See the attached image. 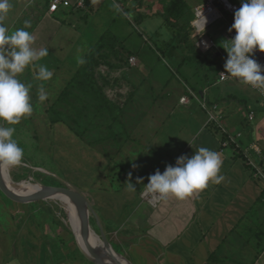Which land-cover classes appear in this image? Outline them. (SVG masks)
I'll return each instance as SVG.
<instances>
[{"label": "crops", "instance_id": "0c3cea01", "mask_svg": "<svg viewBox=\"0 0 264 264\" xmlns=\"http://www.w3.org/2000/svg\"><path fill=\"white\" fill-rule=\"evenodd\" d=\"M34 1L10 0L12 7L3 23L9 33L19 28L29 31L35 37L33 47L36 50L47 48L50 56L57 54L58 82L60 72L64 68H72L75 72L81 64L79 59L84 61V55L100 40L111 51L110 54L119 56L121 51L125 50L126 54L135 59L133 67L137 66L135 70L142 76L138 80L141 85L137 90L145 91L144 94L136 96L137 92H133L127 99L134 100L125 115L126 131L129 135L136 131L141 120H145L148 114L163 113L161 122L154 132L147 136V143L142 146V149L147 151L135 156L133 164L118 176L111 173V168L99 155L97 157L101 159L100 162L91 164L89 158L84 161L86 175H83V178L89 184L85 186V192L89 194H80L93 210V215L89 216L91 227L92 217L95 224L93 229L102 232L109 242H113L109 240V233L119 234V253L133 264H264V183L253 178L243 159L244 150L252 144L258 145L264 154V109L259 110L255 104L257 100L252 98L246 85L247 88L232 80L222 83L218 81L219 73L225 69L227 53L217 45L216 39L204 33L205 37L215 43L213 48L205 49L197 45V35L193 46L188 41L193 36L192 31L186 29L188 37L185 43L183 42L186 44L184 47L181 39L170 41L171 37L177 36V30L171 26L167 27L168 21L164 19L162 26L164 25V29L169 31L171 36L169 41H162L158 48H155L159 53L168 54L175 66L184 69V72L191 76L192 84L184 82L177 74V82L163 80L157 84L156 81L152 82V73L146 68L149 54L142 52V48L137 53L132 43L121 39V33L115 32L117 26L108 24L106 27L97 28L90 23V14L98 7L102 8L104 0H60L67 1L69 6L59 4L55 12L48 10L53 0H40L36 4ZM123 1L125 12L136 16L142 23L149 13L141 10L135 0ZM200 2L202 0L195 2L194 6ZM222 15L220 14L217 20L222 18ZM110 18L112 19L107 21L113 25L115 18ZM25 21L29 22V27L25 26ZM95 28L97 32H93ZM230 28L224 27L222 40H230L236 35L232 31V37L226 36V30ZM54 51L57 53H53ZM175 51L180 52L179 57ZM198 51H201L203 56L206 55L203 52L210 53V56L206 55L204 59L207 63L215 64V75L214 72L212 74L213 70L206 73L207 76H201L196 71L197 59H193L189 53L195 57ZM169 69L174 73L175 68L169 66ZM63 75L65 78L62 80V87L57 88V98L63 86L70 80L66 74ZM35 83L38 81L35 80ZM161 89L166 92L153 93ZM184 96L187 97V103L183 105L180 100ZM142 100L147 102L145 110L141 109ZM248 104L250 108H247ZM202 105L205 106L204 109ZM213 106H217L221 114L222 127L232 136L241 135L237 141L241 148L238 151L234 145L222 148V134L207 129L206 121ZM198 108H201L200 112ZM243 111H247V114ZM250 116L252 119H249ZM129 117L133 124H130L132 122ZM43 121L48 125V129H44L45 132L53 130V125H56L51 124L48 118L50 125ZM57 126L66 128L67 135L64 133L65 135L60 136L65 145H68V140H74L87 147L85 141L79 139L64 123H57ZM187 130H190V133L183 145L182 131ZM150 132V129L145 130L143 134ZM166 147L171 149L167 151ZM200 147H207L219 153L223 162L219 174L224 176L220 184L209 183L205 190L184 200L172 197L161 200L146 192L144 186L149 183V176L157 170L163 173L166 166L175 167L180 157L191 158ZM162 148L165 151L158 159L153 160L157 149ZM248 154L254 160L257 157L251 151ZM138 179H142L143 183L138 184ZM129 182L134 185L136 191L128 187ZM7 218L5 215L3 219ZM9 219L13 222L11 216ZM11 224L13 226V223ZM18 225L17 222L16 227ZM4 226L0 229V264H31L30 258L27 257L31 256L30 250L36 245L28 237L21 236L20 243L25 247L22 251L17 250L13 231L8 230L7 224ZM44 245L45 242L38 246L39 249H44ZM55 245L56 242L52 246ZM57 248V255L64 253L62 246ZM67 259L69 260V257L66 261ZM61 262L58 261L57 264ZM86 262L92 264L87 260ZM67 263L72 264L70 261ZM37 264H44V260L42 263L38 260Z\"/></svg>", "mask_w": 264, "mask_h": 264}, {"label": "rangeland", "instance_id": "374dc122", "mask_svg": "<svg viewBox=\"0 0 264 264\" xmlns=\"http://www.w3.org/2000/svg\"><path fill=\"white\" fill-rule=\"evenodd\" d=\"M39 1L40 0H35L33 3L36 4ZM135 1H137L141 10L149 13L144 17L145 19L142 23L136 16L125 12V4L123 0H104L102 6L103 9L98 7V9L90 14V23L94 24L97 28L106 27L108 24L110 26H117L118 28L115 32L116 34L121 33V39L132 43L137 53H139V50L142 48V52L149 54L150 56L146 63V68H149L150 73H152V82L156 81L157 84L163 80L168 82L171 81V83L177 82V76L175 75L177 74L180 76V79L190 84L192 79L191 76H188L184 72V69H180L178 66H175L168 54L159 53L156 48H158L162 41H169L168 38L171 36L169 31L165 30L166 28L164 25L162 26L163 20L165 19L164 17L167 15L165 13L167 7H171L169 10L170 16L167 15V27L171 26L173 29L177 30L174 24L175 22H178L184 28L186 27V29H190L193 36L188 39V41L193 45L194 38L199 35V31H196L195 28L196 22L193 15V6L195 2H198L199 0H182L185 5L182 6L180 12L176 11V5L179 4L177 0H172V3L170 0ZM234 1L240 8L241 0ZM117 3L122 7H120ZM40 12L42 13V9ZM111 16L115 18V23L113 25L107 21L108 19H112L110 18ZM233 23L234 14L227 15L223 13L222 18L218 20L216 18L214 22H211L208 25H201L200 29L202 30H199L203 31L202 33L213 36L219 46L223 39L224 27H231ZM97 31L98 30L96 28L93 29V32ZM155 31L157 33H155ZM176 33L177 36L171 37L170 41H175L176 39H179L180 36L188 37L187 30H184L183 33ZM117 39L119 41V38ZM138 45L139 47H137ZM220 48L222 49V47ZM55 52L56 51L53 53ZM121 53L122 54L119 56L111 53L105 59L106 61H99L98 65L101 66H97L95 62L97 57L94 56V71L93 74H91L94 83L92 84H95L99 93L94 94L96 100L94 104L91 102L93 94H87V106L91 103L92 108L94 107L99 109L101 107H106V104L103 101H98L102 96V92L105 96V98L103 97V100H108L114 107L120 106L121 110H123L120 114V118L123 122H126L127 117L125 115L127 113V108H129L131 103L134 102L133 99L131 101L127 100L128 95L133 92H137L136 96L140 94L143 95L145 91H141L140 89L137 90V87L141 85L138 80L142 77L141 75L139 76L135 70L137 66L133 67V65L129 64L128 60L130 56L126 54L125 50L121 51ZM203 53L207 55H205L206 57L210 56V53ZM175 54L178 55V57L180 56L179 51H175ZM195 54L197 55L195 57L192 53H189V56L195 60L197 59L195 63L198 68L196 71L199 72L201 76H207L208 72L211 70H213V74L215 64L212 65L211 62L207 63L204 59L205 56L202 55L201 51H198V53ZM86 55L87 54H85L84 57H86ZM202 61H204V63ZM81 64L78 65L77 69L81 67ZM41 65L47 66V68L53 73L52 78L46 83L45 81L36 79ZM169 66L171 68H175L174 73L172 72L173 70L169 69ZM63 73L66 74L67 77H70L72 73H74V70L72 68H64L60 72V81L58 82L57 54L53 56L48 54L39 61H34L33 64L29 65L22 74L18 75L17 78L22 83L26 86L31 85L30 97L33 105V112L31 116L22 118L18 125L12 126L15 128L13 138L16 140L18 146L24 150V157L23 163L20 166L14 167L8 171L7 177L10 180H26L28 182L30 181L29 183L58 188L66 187L68 185L85 196L86 194H89L85 192V186H88L89 184L87 183L88 181H85L83 178V175H86L84 171V161L89 158L91 160V164L93 162H100L101 159L97 157L99 155L111 168V173L113 172L118 176L119 173L125 171L133 164L135 156L137 157L140 152L143 153L144 151H147L143 150L142 148L144 147L142 146L147 143V136L151 135L156 126H158L161 122L163 113L155 115L148 114L145 120H141L136 128V131L130 133L131 136L126 135V137H124L120 134L117 136L116 140L109 136L107 139L105 138L104 141L102 140V142L95 143L89 138L91 136L90 134L93 133L83 132L82 136L87 144V147L84 146V144L74 142V140H68V145H65L64 139L60 136L65 134L67 135L66 128L64 126H57L56 124L53 125V130L51 129V131L45 132L44 129H48V125H46L43 121L45 120L50 125L49 121H47L45 112L49 115H53L50 111L52 109H57V88L59 86L62 87V80L65 78ZM35 80H37L38 83H35ZM181 83L182 82H180V85ZM41 86L44 87L48 94V99L43 103L38 100V90ZM243 86L246 87L244 84ZM247 89L250 92V95H252V98L257 100L255 104L259 107V110L264 109V102L261 100L260 95L251 91L249 88ZM156 92L163 94L166 90L161 89L153 91V93ZM254 100H252V102ZM140 103L142 107L141 109L143 110L144 108L145 110L147 102L142 100ZM247 108H250V104L247 105ZM197 110L200 112L201 109L199 110L198 108ZM210 112L215 114L212 109ZM243 112L244 114H247V111ZM258 112L259 111H256V113ZM210 117L211 116H208V120L206 121L207 129L213 132H221V128H219L218 125L209 121ZM221 126L223 125L221 124ZM149 129L151 131L149 134H143L145 133V130ZM190 130L182 131L183 145L189 136ZM57 138L59 140L58 143ZM133 142L135 144H133ZM170 149L171 148L166 147L167 151ZM164 151V148L157 149V152L153 156V160L158 159ZM89 171L90 168L88 169V172ZM2 195L3 194H0V229L5 227L4 224H7L8 230L13 231V236H15L16 241L15 248L22 251L25 247L20 243L21 241L19 238L21 236L28 237L29 240L37 247L45 242L44 249H39V247L36 248L35 246L30 250L31 256L27 257V259L30 258L31 264H37L38 260H40L41 263L42 260H44V264H57L58 261H62L59 264H68L67 261H70L72 264H77L79 262L88 264L79 250L74 234L71 232L66 223L67 219H65L63 215V209L61 208L60 203L50 199L20 203L11 201ZM90 203H92V201H90ZM5 215L8 217L7 219H3ZM10 216L13 218V222L9 219ZM92 220L93 218L91 217V224L95 227ZM17 222L19 224L18 227H16ZM11 223H13V226ZM98 227L100 228V226ZM93 230L101 238L97 229L94 228ZM118 235L119 234L116 232L109 233V240L113 242H108L111 248L120 254L119 252L121 250L119 249L117 243L121 245V241ZM54 242H56L57 247L62 246L63 249L61 250H63L64 253L57 255L58 248L56 245L55 247L52 246ZM68 257L69 260L67 259L66 261V258Z\"/></svg>", "mask_w": 264, "mask_h": 264}, {"label": "clouds", "instance_id": "9594fccd", "mask_svg": "<svg viewBox=\"0 0 264 264\" xmlns=\"http://www.w3.org/2000/svg\"><path fill=\"white\" fill-rule=\"evenodd\" d=\"M11 7L10 0H0V174L23 163L24 150L13 138L15 128L12 126L33 112L31 85L26 86L17 77L34 61L49 54L47 48L36 50L33 47L35 37L24 28L9 33L3 22ZM25 26H30L28 21ZM232 31L236 35L230 40H222L219 45L227 53L224 65L227 75L221 73V78H237L240 83L264 90V66L253 58L257 50L264 53V0H241L229 29ZM79 63H84L82 58ZM52 75L47 66L41 65L36 79L47 81ZM47 99L48 94L41 86L38 100L43 103ZM222 163L219 153L200 147L191 158L180 157L175 167L166 166L163 174L157 170L148 177L149 183L144 189L157 199L184 200L205 190L209 183L220 184L224 180L219 174ZM137 183L142 184V179ZM127 184L136 191L132 183Z\"/></svg>", "mask_w": 264, "mask_h": 264}, {"label": "trees", "instance_id": "16d2710c", "mask_svg": "<svg viewBox=\"0 0 264 264\" xmlns=\"http://www.w3.org/2000/svg\"><path fill=\"white\" fill-rule=\"evenodd\" d=\"M170 2L172 3V0H170ZM177 2L179 4L176 5V11L180 12V9L185 4L182 0H177ZM170 9L171 7H167L165 11L168 16H170ZM167 15L164 17L165 19H168ZM174 26H176L178 33H183L184 30H186V27L184 28L178 22H175ZM179 39L182 41L181 44L186 47V44H184L186 37L180 36ZM110 52L111 51L106 47L104 42L100 40L98 44L91 47L85 57L84 63L81 64L82 68L76 69L70 76V80H68L67 84L63 86V90L57 98V109H52L50 111L53 115H49L45 112L51 124L64 123L67 128L82 141H84L82 136L83 132L93 133L90 134L91 136L89 138L95 143L102 142V140L104 141L105 138L107 139L109 136L116 140L117 136L120 134L124 137L129 135L126 131L127 121L123 122L120 118V114L123 110H121L120 106L114 107L108 100H103L105 96L102 92V96L98 101H103L106 107H101L99 109L92 108L91 103L87 106V94H93V96L91 95V102L94 104L96 102L94 94L99 93L95 84H92L94 83L91 75L94 71L93 64L96 62L97 66H99V61H106L105 59L110 55ZM94 56L97 57L95 62ZM128 119L132 122L130 124H133L131 117ZM2 196L5 197L4 195ZM91 214L92 213H90V216Z\"/></svg>", "mask_w": 264, "mask_h": 264}, {"label": "built area", "instance_id": "2783aa9c", "mask_svg": "<svg viewBox=\"0 0 264 264\" xmlns=\"http://www.w3.org/2000/svg\"><path fill=\"white\" fill-rule=\"evenodd\" d=\"M59 4H62V6H65V7L69 6V3L67 1L53 0L49 5L48 10L50 12H55L58 9ZM81 5L82 3H80V6ZM237 9H239V6L237 5V3H235L234 0H202V2L195 5L193 8V15H194V19L196 22L195 28H196V31H199L198 32L199 39H198L197 45L205 49L213 48L215 46L214 41L208 37H205L204 33H202L203 31H200L202 30L200 29L201 25L204 26L205 24L208 25L211 22H214V20L218 18L220 14H223V13L227 15H233ZM226 36L232 37L233 34L232 32H229V30H226ZM253 58L261 66H264V53H261L257 50L254 52ZM128 61L130 65H133L135 62V59L133 57H130ZM221 73H225L227 75V73L225 72V69L219 73L218 81L220 83L228 81V80L238 82L237 78H231V77L221 78L220 76ZM246 86L251 88L255 92H257L260 95L262 101L264 102V90L254 88L250 85H246ZM180 103L181 104L187 103V97L185 96L182 97L180 100ZM202 108L204 109L205 106L202 105ZM211 109L214 110L215 114L210 112L209 116L211 117L209 121L214 122L216 125L219 126V128H221L220 133L223 136V141L221 145L222 148L231 147L232 145H234L237 151L241 149L239 146V143H237V141L239 140L238 138L241 135L240 134H237L235 136L230 135L220 124L221 114L218 112L217 106H213ZM249 119H252V117L250 116ZM249 151L253 152L254 155H257L258 159L260 160H258L257 157L255 160L252 159L250 157V154H248ZM243 159H244V163L246 164V166L249 167L253 178H255L256 180H260L264 183V154L262 153V150L260 149V147L256 144H252L250 147L246 148L244 150Z\"/></svg>", "mask_w": 264, "mask_h": 264}, {"label": "water", "instance_id": "95a60500", "mask_svg": "<svg viewBox=\"0 0 264 264\" xmlns=\"http://www.w3.org/2000/svg\"><path fill=\"white\" fill-rule=\"evenodd\" d=\"M0 192L9 200L20 203L46 200L54 195L67 198L74 210L78 234L85 245L84 250L78 246L83 257L92 264H133L121 254L110 249L111 246L102 232H100L101 238H99L107 246L101 244L99 242L100 239H98L99 241L93 239V235L97 236L89 221L90 213L93 214V210L87 205L84 197L72 187L67 185L66 187L58 188L38 184L37 188L33 190L16 192L6 185L3 174H0Z\"/></svg>", "mask_w": 264, "mask_h": 264}, {"label": "bare ground", "instance_id": "6f19581e", "mask_svg": "<svg viewBox=\"0 0 264 264\" xmlns=\"http://www.w3.org/2000/svg\"><path fill=\"white\" fill-rule=\"evenodd\" d=\"M8 172L3 173V177L5 180L6 185L12 189L13 191L16 192H26L29 190H33L35 188H37L38 184H34V183H29L26 180H22V181H15V180H10L7 176ZM152 198V197H151ZM50 200H55L57 201V203H60L61 208L63 209V215L65 217V219H67V225L70 228L71 232L76 236V240L78 243V246L81 249H85V245L83 243L82 238L80 237V235L78 234L77 228H76V224H75V217H74V210L72 205L70 204V202L67 200V198L63 197V196H59V195H54L51 198H48ZM47 200V199H46ZM93 239L94 240H98L100 239L99 236L97 235H93ZM99 241V240H98ZM101 244L105 245V243H103V241L100 239L99 241ZM107 246V245H105ZM109 246V245H108ZM110 249H112L110 247Z\"/></svg>", "mask_w": 264, "mask_h": 264}]
</instances>
